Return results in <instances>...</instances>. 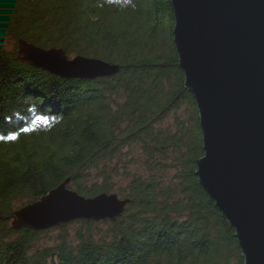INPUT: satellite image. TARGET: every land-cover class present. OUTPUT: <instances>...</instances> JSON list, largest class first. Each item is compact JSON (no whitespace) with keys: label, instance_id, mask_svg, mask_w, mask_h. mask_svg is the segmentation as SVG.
Wrapping results in <instances>:
<instances>
[{"label":"trees","instance_id":"trees-1","mask_svg":"<svg viewBox=\"0 0 264 264\" xmlns=\"http://www.w3.org/2000/svg\"><path fill=\"white\" fill-rule=\"evenodd\" d=\"M174 27L171 0H0V31L16 44L120 65L112 76L64 78L0 47V264H244L235 230L196 175L203 132ZM184 103L193 116L165 130ZM134 145L148 175L131 178L117 220H77L72 235L63 225L53 239L44 233L54 228L11 227L15 209L69 177L87 197L114 192L108 161Z\"/></svg>","mask_w":264,"mask_h":264},{"label":"water","instance_id":"water-1","mask_svg":"<svg viewBox=\"0 0 264 264\" xmlns=\"http://www.w3.org/2000/svg\"><path fill=\"white\" fill-rule=\"evenodd\" d=\"M185 88L196 99L204 154L196 175L230 226L244 264H264V0H171ZM18 59L64 78L112 76L120 65L70 58L63 48L18 39ZM71 178L15 212L11 227L48 230L77 220H117L131 202L87 197Z\"/></svg>","mask_w":264,"mask_h":264},{"label":"rangeland","instance_id":"rangeland-1","mask_svg":"<svg viewBox=\"0 0 264 264\" xmlns=\"http://www.w3.org/2000/svg\"><path fill=\"white\" fill-rule=\"evenodd\" d=\"M0 47L10 52H12L13 50H16L18 52V42L16 44V42H14L13 39H11L7 34L1 31H0ZM69 57L74 58L76 56L70 55ZM193 114L194 113H193L192 105L184 103L178 109H175L174 111L171 112L170 115L166 117V119L162 122V126L167 131L168 130L176 131L177 122H178L177 117H179L181 120H184L185 122H188L190 118L193 116ZM47 121H48L47 119L39 118L36 120V123L41 124V123H46ZM124 152L125 154H122L120 157L108 161V164L113 165V169H116V174L113 175L114 178L113 185H115L114 186L115 191L112 193H117L121 198H127L124 197L128 193L125 189H127V185L133 176L148 175V167L146 166L145 163L146 159L143 154L141 146H136V145L131 146L130 148L125 149ZM168 173L169 175L171 173H174L173 168H170ZM70 188L73 189L71 186ZM29 203H33V202H29ZM29 203L26 204L23 203L13 211V214L11 215V217H9L10 219L9 223L11 225L15 212L21 209L22 207H25ZM97 223L101 226L104 225L101 224L102 221ZM78 224L80 225V223H76L75 221L66 224L69 225L68 231L71 232L70 233L71 235L75 232ZM53 228L54 229L51 228L52 231H49L47 234L44 233L47 239H53L58 236L59 230L55 229V227ZM232 263H236V260H234Z\"/></svg>","mask_w":264,"mask_h":264},{"label":"bare ground","instance_id":"bare-ground-1","mask_svg":"<svg viewBox=\"0 0 264 264\" xmlns=\"http://www.w3.org/2000/svg\"><path fill=\"white\" fill-rule=\"evenodd\" d=\"M47 122H48V121H47ZM47 122H46V123H47ZM204 190H205V189H204ZM205 191H206V190H205ZM127 206H128V205H127ZM126 209H127V208H126ZM125 211H126V210H125ZM125 211H124V213H125ZM124 213H123V214H124ZM123 214H122V215H123ZM14 230H15V229H14Z\"/></svg>","mask_w":264,"mask_h":264}]
</instances>
